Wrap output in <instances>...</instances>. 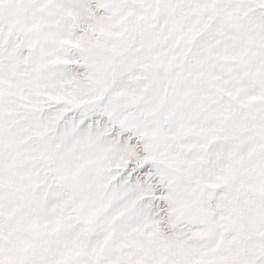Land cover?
I'll list each match as a JSON object with an SVG mask.
<instances>
[{"label": "snow or ice", "instance_id": "snow-or-ice-1", "mask_svg": "<svg viewBox=\"0 0 264 264\" xmlns=\"http://www.w3.org/2000/svg\"><path fill=\"white\" fill-rule=\"evenodd\" d=\"M0 264H264V0H0Z\"/></svg>", "mask_w": 264, "mask_h": 264}]
</instances>
